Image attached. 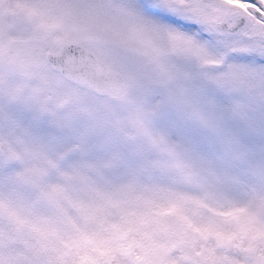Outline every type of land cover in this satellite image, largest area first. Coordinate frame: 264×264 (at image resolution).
I'll use <instances>...</instances> for the list:
<instances>
[{
  "label": "rangeland",
  "instance_id": "rangeland-1",
  "mask_svg": "<svg viewBox=\"0 0 264 264\" xmlns=\"http://www.w3.org/2000/svg\"><path fill=\"white\" fill-rule=\"evenodd\" d=\"M182 2L188 12L179 18L199 23L213 41L171 24L142 30L139 0H0V201L7 196L27 221L0 207V261L50 258L74 229L78 198L104 209L110 223L98 230L105 235L122 217L170 203L192 224L217 226L207 240L181 236L177 217H164L129 234L141 254L163 252L173 264L201 251L216 264L264 260V66L244 59L255 54L264 22L240 0ZM81 4L98 6L105 24L127 38L99 45L126 79L121 94L97 96L38 62L42 51L67 42L97 46L95 20L45 34L32 15L41 5ZM242 17L247 27L223 42L216 23ZM41 186L61 190L73 211L69 229L48 241L32 228L33 217L47 211Z\"/></svg>",
  "mask_w": 264,
  "mask_h": 264
},
{
  "label": "snow or ice",
  "instance_id": "snow-or-ice-1",
  "mask_svg": "<svg viewBox=\"0 0 264 264\" xmlns=\"http://www.w3.org/2000/svg\"><path fill=\"white\" fill-rule=\"evenodd\" d=\"M242 5L248 7L258 20L264 22V0H240ZM165 9L170 10L166 12ZM188 5L182 0H160L157 4L154 0H139L138 16L142 18L141 29L153 30L154 27L160 29L165 24L179 26L184 33H196L199 41H213L214 36L205 31L199 23L182 20L179 17L186 15ZM171 13H176L175 15ZM32 15L38 18L40 28L43 33H47L52 27L61 23H83L85 19L96 21V31L93 38L98 42L97 46L90 48V55L79 60H69L66 69L69 77L86 79L104 74L108 68L106 59L102 54L99 45L108 43H118L127 38L114 28H110L104 22V13L98 6L81 4L67 5L58 10H53L49 6L41 5L32 11ZM150 17L159 18L162 22L155 25L150 21ZM247 27V22H244ZM115 33V35H113ZM217 35L223 38V42H230L234 39L232 34L218 32ZM85 39L89 37L85 34ZM258 47L255 54L244 57L248 61H254L264 66V30L256 38ZM240 42L250 44L251 41L241 36ZM57 55L60 48L57 47ZM47 52L42 51L39 63H45ZM38 197L42 201L46 212L33 217L35 223L32 224L33 230L44 240L56 236L60 229L68 230L73 224L72 208H79V214L75 217L74 229L70 232L69 238L60 240L58 245H53L51 256L48 259H38L36 264H173L165 254L161 252L159 257H155L147 249L141 254L136 250L133 243L128 242L129 234L137 227L149 226L163 223V218L175 215L177 223L175 228L179 235L190 236L196 233L201 238L207 240L217 228L216 225L192 224L180 211L179 205H154L146 211V214L137 219L122 217L119 224L112 223L109 235H105L103 228L98 230V226L110 223L106 218L102 207L92 208L82 199L73 201L72 208L65 204L66 194L61 190L50 189L41 186ZM0 207L8 211L19 223H27L26 220L16 216L8 205V198L5 196L0 201ZM231 240V237H228ZM51 243V241H50ZM188 264H216V261L206 257L204 252H198L187 258ZM0 264L6 262L0 261ZM264 264V260L261 261Z\"/></svg>",
  "mask_w": 264,
  "mask_h": 264
},
{
  "label": "water",
  "instance_id": "water-1",
  "mask_svg": "<svg viewBox=\"0 0 264 264\" xmlns=\"http://www.w3.org/2000/svg\"><path fill=\"white\" fill-rule=\"evenodd\" d=\"M244 18L236 20L233 25H229L226 22L216 23V28L222 31H225L229 34H237L245 27ZM91 53L89 50L84 48L81 44L78 43H66L60 49V54H48L47 61L52 66V68L61 72L69 80L79 83L82 86L90 88L99 96H106L109 93H120L125 88V79L118 72L107 68L104 74L88 77L86 79L72 78L69 77L66 69V63L69 60H79L82 57H87ZM109 58H106V63Z\"/></svg>",
  "mask_w": 264,
  "mask_h": 264
}]
</instances>
